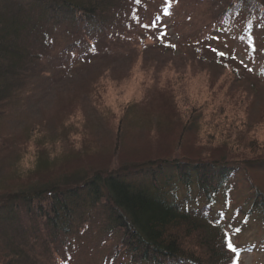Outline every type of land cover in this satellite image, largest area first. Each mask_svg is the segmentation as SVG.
Masks as SVG:
<instances>
[{"label":"trees","instance_id":"1","mask_svg":"<svg viewBox=\"0 0 264 264\" xmlns=\"http://www.w3.org/2000/svg\"><path fill=\"white\" fill-rule=\"evenodd\" d=\"M178 20L189 31L174 42L166 22ZM149 50L192 72L149 60L146 71L174 75L116 119L102 86L128 80ZM101 55L113 62L83 91H39ZM191 77L205 87L189 107ZM263 130L264 0H12L0 13V264L86 253L99 264H239L264 251ZM70 161L83 167L48 180ZM258 228L259 244H233Z\"/></svg>","mask_w":264,"mask_h":264},{"label":"rangeland","instance_id":"2","mask_svg":"<svg viewBox=\"0 0 264 264\" xmlns=\"http://www.w3.org/2000/svg\"><path fill=\"white\" fill-rule=\"evenodd\" d=\"M187 1V0H186ZM23 5L24 3L21 2ZM4 4H8L7 7L4 6ZM4 7V10L0 13L1 15L9 16V11L11 12L12 10V0H0V7ZM178 20L175 23L174 22H166L167 24V32H168V36L170 34L172 40L174 42L177 41V35L181 32V33H185L188 31H183V28H180V23H183L184 21ZM236 46V42L232 41L229 42V46L230 48H235ZM183 52H186L183 50ZM161 54V53H160ZM179 53H176L175 56H177ZM171 54H164V55H159L156 52L149 50L148 53L146 54V56L144 55V53H142V57L140 56V58H137V62L135 63V65L132 67V76L126 80L125 82H122L120 86H118L117 88H113L112 83H105L107 80L104 81H100V83H105L103 84L102 87H104V90L102 89V96L103 99L105 101L106 106H111L115 111H116V119H119L122 114H123V109L131 102L136 101V100H141L143 97V93H144V86L146 84L148 85H152L155 83H160L163 84L164 81H166L167 79H170L173 75L174 72L169 71V67L167 70L161 72L158 70H154V69H150L148 71H146V69L149 68H145L143 69L145 63L147 62L148 64H150L151 62H159L161 60H169L172 59V61L175 59V57H171ZM184 57H187V54H183ZM151 60V62L149 61ZM245 63H247L245 61V59H242ZM171 61V60H170ZM171 61V62H172ZM113 62V60H110L109 57H105L103 55L100 56V59L91 63L92 65L89 66V69H84L85 67H80L78 69H76L75 71L71 72V70L69 71H65L64 72V78L56 81V82H50L49 79H46L45 81L43 80V85L39 88V91L41 92L42 89H49V97L51 96V94L55 93L57 90H61L62 93H64L63 96H65L66 94L73 92L72 94H76L80 91L84 90V87L88 84L89 82V78L93 75L96 74V72L99 70V68L102 65H105V68L107 67V65H111V63ZM120 60L117 59V61L115 60V62L113 63L115 65V67H119L120 64ZM173 64L176 67L179 68H184L186 71L188 72H192V69L189 66H186L187 61L184 62H174ZM151 65V64H150ZM121 66V65H120ZM124 70H129V68L131 69V65H130V61L128 62H124L122 63L121 66ZM80 69V70H79ZM106 75V74H104ZM103 79H105V76L102 77ZM194 77L189 78L188 80H186L185 82V89H187V93L183 92L182 93L189 98V107L191 102L195 103L197 102L196 99H201V95L203 93V91L201 89H203L205 87V81L202 79H193ZM193 79V80H192ZM39 81V80H37ZM98 85V84H94L93 86ZM52 87V90H51ZM78 88V89H76ZM80 90V91H79ZM38 91V93H40ZM76 92V93H75ZM59 95V94H58ZM57 95V96H58ZM52 98H50L49 100H51ZM37 104L35 102V99L33 98L32 102H31V107H30V111L32 112L33 110H36V113L41 112V108H43V100L40 98ZM201 102L198 101L196 105H199ZM38 105V106H36ZM236 119L234 121V124H237L238 120L240 119L241 121H243V112H236ZM241 121H239V123H241ZM240 131V129L236 130V132ZM258 138L260 140H264V130L262 131V133L260 132L258 134ZM28 150V148H27ZM33 149L30 148L29 150V154L25 159L24 162L22 164H24V167H28L31 168L34 166V159H33ZM33 159V160H32ZM67 163V164H66ZM65 164H60L57 167H55L54 169H56L55 171H51L48 180H56L59 179V177L64 176L62 173L63 169L64 172H66V169H68V171L66 173H68L70 170L72 172L77 171V169L82 168L83 164L81 162H66ZM63 166V167H62ZM5 165H0V172L4 171L6 168ZM53 169V170H54ZM262 234L263 231L261 230V228H258L256 230L253 231H247L245 233H243L238 239H234L233 238V244L235 245H240L242 246V244H246V243H260V240L262 238ZM240 243V244H239ZM258 248H260V245H257ZM258 248L254 249L251 252H247V253H242L241 257L239 258V264H264V251H259ZM99 257L101 258V256H96V258L94 259L93 257H90V255L88 253H86L85 255H81L79 258H76V264H99Z\"/></svg>","mask_w":264,"mask_h":264}]
</instances>
